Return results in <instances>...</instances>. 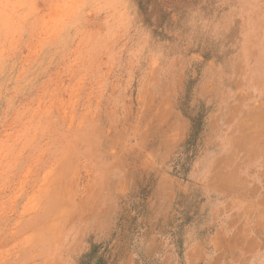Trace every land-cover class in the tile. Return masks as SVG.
Masks as SVG:
<instances>
[{
  "label": "rangeland",
  "instance_id": "374dc122",
  "mask_svg": "<svg viewBox=\"0 0 264 264\" xmlns=\"http://www.w3.org/2000/svg\"><path fill=\"white\" fill-rule=\"evenodd\" d=\"M0 264H264V0H0Z\"/></svg>",
  "mask_w": 264,
  "mask_h": 264
}]
</instances>
